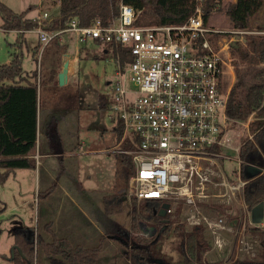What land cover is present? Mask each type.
<instances>
[{
    "label": "built area",
    "instance_id": "obj_1",
    "mask_svg": "<svg viewBox=\"0 0 264 264\" xmlns=\"http://www.w3.org/2000/svg\"><path fill=\"white\" fill-rule=\"evenodd\" d=\"M196 2L195 12L182 24L140 25L136 8L120 2L119 14L107 23L97 19L82 26L74 18L65 28L50 30L45 27L49 13L41 11L34 17V29L41 52L54 39L64 41L67 32L81 42L91 39L111 46L109 52L120 69L108 108L115 124L120 120L123 125L117 152L131 155L135 165L128 198L168 203L166 214L191 226H204L220 249L227 245L225 234L234 231L230 220L239 219V241L252 247L245 232L249 226L264 224L252 222L245 202L249 181L245 166L252 161L242 159L241 149L246 139H253L250 124L255 117L252 114L236 123L229 120L231 86L224 87V77H235L230 47L234 38L219 40L223 32L204 21V0ZM112 49L131 56L126 67H121L120 52L114 54ZM238 123H245L246 136L234 131ZM231 148L240 157L238 166L228 173L224 160L231 159L227 155ZM221 207L228 208V213Z\"/></svg>",
    "mask_w": 264,
    "mask_h": 264
},
{
    "label": "trees",
    "instance_id": "obj_2",
    "mask_svg": "<svg viewBox=\"0 0 264 264\" xmlns=\"http://www.w3.org/2000/svg\"><path fill=\"white\" fill-rule=\"evenodd\" d=\"M120 2L136 8L139 13L137 23L140 25L182 24L195 12L197 6L196 0H60L59 13L46 20L45 27L50 30L63 29L74 18L82 26H89L97 19L107 23L119 14ZM263 7L264 0H236L228 6L226 15L237 29L253 31L254 20ZM221 8L222 0H204L205 23H208L213 12ZM0 13L4 18L2 27L5 30H18L21 39L26 31L37 26V21L27 16L28 10L18 13L0 2ZM247 34L246 46L239 39L231 43L233 53L238 55L246 67L240 69L238 62H235L237 81L230 88L227 115L233 123L246 121L254 115L255 120L250 124L253 139H246L241 157L264 164V33ZM105 48L109 52L111 46L108 44ZM112 51L115 54L119 50ZM119 52L122 65L131 60L127 52ZM61 56L55 58V65L47 76L50 82H55L59 73ZM21 57V52H15L9 64L0 65V183L5 182L17 169L35 167V161L29 155L37 147L39 138V78L36 70L32 76L23 74ZM110 102L111 99L104 94L100 95L101 107H109ZM114 129L119 142L123 135L120 120ZM46 138L50 151L62 152V141L55 120L48 124ZM118 154L122 182L114 191L102 197L100 210L103 216L111 218L121 214L128 206L131 207V224L128 228L118 229L123 236L116 240L123 244L122 251L128 253V258L121 255L122 259L126 264H205L204 255L211 248L206 228L192 226L186 229L183 221L174 224L176 217L173 214H159L162 207L159 200L129 201L128 181L134 173L135 165L130 155ZM248 178L245 202L251 211L264 201V171ZM54 186L56 182H53L50 189ZM50 189L40 191L39 198L49 195ZM141 221L153 226L154 234H142ZM45 227L52 238L48 239L46 233L38 232L35 240L34 228L23 223L13 228L14 252L12 263L8 264H38L37 256L40 252L49 257L51 264H97L109 240L108 234H102L96 244L87 245L74 242L67 236H58L51 222H47ZM248 229L259 236L262 245L260 257L236 259L226 264H264V226L254 225ZM168 235L173 238V246L166 253L161 248V239Z\"/></svg>",
    "mask_w": 264,
    "mask_h": 264
},
{
    "label": "rangeland",
    "instance_id": "obj_3",
    "mask_svg": "<svg viewBox=\"0 0 264 264\" xmlns=\"http://www.w3.org/2000/svg\"><path fill=\"white\" fill-rule=\"evenodd\" d=\"M0 2L18 13L28 10V17L41 11H47L49 18L59 13L58 0H0ZM232 2V0H222L221 10L213 12L207 24L223 32L218 35L219 40H231L233 36L234 40L230 42V47L231 43L237 39L246 46V35L248 34H236L231 31L236 27L226 15V10ZM3 24L4 18L0 13V65L9 64L14 53L21 52L23 74L32 76L36 69L39 78H36V81L38 79L41 125H44L46 133L48 127L46 121L55 120L58 123L62 141V152L63 154L64 152L69 153L68 156L65 155L58 176L63 184L71 181L70 193L81 207L69 208L67 212L71 217L67 220L59 218L60 221L56 223L57 228L52 225L54 230L56 229V234L87 245L96 244L102 234H108L109 240L105 243L97 264H126L121 255L127 259L128 253L125 250L122 251L123 244L116 240L123 236L118 229L128 228L131 224V207L128 206L121 214L111 218L98 214L102 197L114 191L115 187L122 182L120 158L117 152L120 141L117 142L114 129L115 120L111 117L110 108H103L99 104L101 94L109 99L112 98V85L118 79L117 71L120 69L117 59L112 57V52H105V47H108L107 43H97L91 39L81 42L73 32L65 33L64 41L54 39L41 52L38 46L39 34L36 30L26 31L20 43L21 38L15 30H5L2 27ZM262 29H264V7L254 20L253 31L258 32ZM58 55H62L59 73L62 71L65 60H71L73 56L77 58L76 70L64 84L59 81V73L55 82L47 80ZM231 55L235 77L225 75L224 87L226 89L232 86L233 78L234 82L237 81L236 63L238 62L240 69L246 67L232 49ZM72 61L75 63L73 59ZM121 67H126V64ZM234 126L236 133L243 132L245 136L248 134L245 123H238ZM227 155L231 159L224 160V167L229 173L238 166L240 155L232 148L228 149ZM57 156V154H52L38 158L36 169L34 168L36 175L34 174L33 177L25 176V171L20 170L16 174H10L5 182L0 183V264L12 263V250L15 244L13 228L22 223L34 228L35 240L38 232L46 233L45 236L48 239L52 238L45 225L54 216L53 211H48V206L56 193L48 198H39L38 193L40 190L44 191L56 179L54 173L50 176L49 173L51 166H55L56 171L60 166ZM48 176L49 179H47ZM75 180L78 182V192L72 185ZM81 189L86 190V193H81ZM129 201L132 202L133 199ZM83 209L88 214L87 218L83 216ZM221 209L226 214L229 211L228 208L221 207ZM60 215L62 217V214ZM238 216L240 218V215ZM181 219L176 217L174 224L177 221L181 222ZM238 221L239 219L230 220L234 231L225 234L227 245L224 249L214 246L213 236L206 229L211 248L204 255L205 264H226L236 259H258L260 257L262 245L259 236L247 229L245 237L252 243V247L245 245V242H240V235L236 233ZM185 224L186 229L192 227L186 222ZM140 230L142 234L150 236L154 234L155 228L146 221H141ZM172 239L170 235L161 239V248L164 252L171 251ZM37 262L38 264H51L49 257L43 252L37 256Z\"/></svg>",
    "mask_w": 264,
    "mask_h": 264
},
{
    "label": "crops",
    "instance_id": "obj_4",
    "mask_svg": "<svg viewBox=\"0 0 264 264\" xmlns=\"http://www.w3.org/2000/svg\"><path fill=\"white\" fill-rule=\"evenodd\" d=\"M232 1L235 2L236 0H232ZM59 7H60V4H59ZM37 14H35V15L31 16V17L34 18ZM15 32L18 34V37H20L19 31L18 30H15ZM22 41L23 40L21 39L20 40V43H22ZM94 42H96V41H94ZM40 45H41V43H40V37H39V39H38V46H40ZM105 52H106V50H105ZM13 57H14V55H13ZM13 57H12V59H13ZM72 59L74 60L75 63H73ZM65 61H67V60H65ZM68 61H69V71H68V78H69V76L71 74H73L75 72V70H76V67H77V58L75 56H73L71 58V60H68ZM63 66H64V63H63ZM62 69H63V67H62ZM49 123H50L49 120L46 121V125L49 124ZM38 134H39L38 145L35 148V150L29 155L35 161V167L34 168L36 169V163L38 161V158H40L42 156L46 157V156H50L52 154H54V155L57 154L58 155L57 157L59 158V165L60 166H59L58 170L57 171L55 170V166H51L50 167V173H49V176L52 173H54V175H56V179H54V181H53V182H56V186H54V187H52V189H50L51 186H52V184H53V182H52V184L49 187L45 188V190H48V189L51 190L50 193H49V195L45 196L46 198H48L49 196L51 197V195H54L56 193L55 196L51 198L50 204L48 206V211H51V212L53 211L54 212V216L48 222H51L52 225H55L56 228H57V224L56 223L60 221L59 218H63L64 220H67L68 218L71 217L70 216V213L67 212V210L69 208H71V207L72 208H78V207H81V206L78 204V201L70 193L69 187H71L70 186L71 181L69 180L68 181V184H63L62 181L59 180L60 176H58V172L60 171V169H62V164H63V160H65V155L68 156L69 153L64 152V154H63V152L55 153V152L50 151V149L48 147V143H47V138L45 137L46 136L45 135L46 134L45 133V127H44V125H41V109L40 108H39V132H38ZM71 154H73V152ZM34 168L17 169V170H15L12 173L13 174H16L17 171L24 170L25 171V176L33 177L34 174L36 175V173H34L35 172V169ZM49 176L47 177V179H49ZM77 183H78L77 180H75L74 182H72V185H73V187H75V190L76 191H77V188H78ZM40 191H42V190H40ZM80 192L85 194L86 193V190H82L81 189ZM100 207H101V205H100ZM83 210H82L83 216H86V218H87L88 217L87 216L88 214L86 213L85 210L84 211ZM60 214H62V217H61ZM98 214L102 215L101 210L98 211Z\"/></svg>",
    "mask_w": 264,
    "mask_h": 264
},
{
    "label": "water",
    "instance_id": "obj_5",
    "mask_svg": "<svg viewBox=\"0 0 264 264\" xmlns=\"http://www.w3.org/2000/svg\"><path fill=\"white\" fill-rule=\"evenodd\" d=\"M69 61L64 63L62 71L59 73V81L64 84L68 79ZM264 171V164H259L256 161H252L251 164L245 166V172L247 177H254ZM169 207L168 203H163L159 214L162 216L166 215V210ZM251 220L254 224L264 223V201L254 206L251 210ZM12 252H14V247Z\"/></svg>",
    "mask_w": 264,
    "mask_h": 264
}]
</instances>
